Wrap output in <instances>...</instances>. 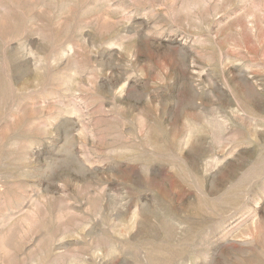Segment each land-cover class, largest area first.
<instances>
[{"label":"rangeland","instance_id":"rangeland-1","mask_svg":"<svg viewBox=\"0 0 264 264\" xmlns=\"http://www.w3.org/2000/svg\"><path fill=\"white\" fill-rule=\"evenodd\" d=\"M0 264H264V0H0Z\"/></svg>","mask_w":264,"mask_h":264}]
</instances>
